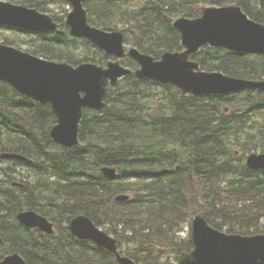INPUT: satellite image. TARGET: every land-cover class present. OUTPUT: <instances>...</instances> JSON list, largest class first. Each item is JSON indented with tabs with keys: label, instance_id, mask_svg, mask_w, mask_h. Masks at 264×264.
Segmentation results:
<instances>
[{
	"label": "trees",
	"instance_id": "16d2710c",
	"mask_svg": "<svg viewBox=\"0 0 264 264\" xmlns=\"http://www.w3.org/2000/svg\"><path fill=\"white\" fill-rule=\"evenodd\" d=\"M15 2L51 13L67 30L63 37L26 34L32 37L27 51L72 65H105L111 59L90 41L68 35L67 10L54 12L49 6L67 0ZM210 4H238L264 23L263 0L260 7L253 0L85 1L90 23L110 31L122 28L127 41L133 37L132 44L156 60L182 49L175 17L196 18ZM4 42L14 44L8 38ZM192 59L207 71L264 79V55L205 47ZM155 88L166 95L160 97ZM124 90L133 95L123 97ZM139 121L146 123V132ZM56 122L50 106L0 83V259L19 252L29 264H119L107 250L72 236L68 224L79 214L125 239L132 245L125 254L139 264H171L190 251V236L179 238L178 231L195 212L228 233H264V171L245 164L246 154L264 152V93L198 98L132 75L109 90L102 113L84 112L81 146L66 150L55 144L50 129ZM4 153L32 161L13 159L2 166ZM103 166L131 175L111 181L102 174ZM123 192L131 199L116 202ZM198 192L203 207L193 211ZM27 209L53 221L55 233L20 224L17 214Z\"/></svg>",
	"mask_w": 264,
	"mask_h": 264
},
{
	"label": "water",
	"instance_id": "95a60500",
	"mask_svg": "<svg viewBox=\"0 0 264 264\" xmlns=\"http://www.w3.org/2000/svg\"><path fill=\"white\" fill-rule=\"evenodd\" d=\"M84 1L69 0L73 7L66 21L70 33L90 39L116 58L125 57L124 34L91 26ZM0 24L38 33L65 34L50 15L3 0H0ZM174 26L181 32L182 45L186 50L167 52L161 60L155 61L136 48L130 49L129 55L140 64L135 72L137 78L170 83L179 87L183 94L192 93L195 96L243 90L264 91V81L237 79L221 72H205L200 69L199 63L190 60L193 53L206 45L264 54V24L249 19L240 6L208 7L202 17L179 18ZM132 73L119 61H111L106 68L92 63L74 67L0 44V82L10 84L21 94L41 104H50L58 119L50 134L56 143L66 148L80 144L79 129L84 108L104 110L108 88ZM247 164L254 169H264V154L250 155ZM104 173L112 179L116 177L115 169L104 168ZM125 199L127 196L118 198ZM18 219L29 227L53 232V225L47 218L34 211L20 213ZM70 228L78 238L91 239L115 253L122 264H135L117 252L116 240L98 229L89 217H75ZM192 239L194 249L181 254L179 264H264V235L246 237L226 234L196 215ZM0 264L27 263L18 254H13Z\"/></svg>",
	"mask_w": 264,
	"mask_h": 264
},
{
	"label": "rangeland",
	"instance_id": "374dc122",
	"mask_svg": "<svg viewBox=\"0 0 264 264\" xmlns=\"http://www.w3.org/2000/svg\"><path fill=\"white\" fill-rule=\"evenodd\" d=\"M8 1H12V2H15L16 0H8ZM253 4L256 6L257 4L259 5V7L261 6V0H253ZM51 10L54 11V12H60L63 8L68 11L71 10V7L70 5L68 4H65V3H60V4H51L49 5ZM180 15H178L177 17H175V19L179 18ZM134 36V34H133ZM8 38L10 41H13L15 43V45H19V47H21L22 49L24 50H27V48L30 47V42L32 41V37L29 36V35H23L22 33H19L17 31H14V30H8L6 28H0V42H3L5 41V39ZM133 42V37H131L130 39V44H132ZM132 46V45H130ZM161 89L162 88H155L154 90L158 92V95L160 97L164 96L163 93H161ZM137 91L140 93V89L137 88ZM133 95V92L131 90H124L122 92V96L123 97H131ZM160 112V109L158 107V110L157 112L155 113H158ZM139 129L140 131L142 132H146L144 131V126H146V123L144 121H139ZM152 130V129H151ZM252 140V139H250ZM246 141H249V140H246ZM244 144H250L249 142L248 143H244ZM10 159H5L4 161H2V166H9L10 165ZM12 164V163H11ZM26 172V171H25ZM26 173H30V172H26ZM191 206H192V210L194 211L196 206H199V207H203V200H201V197H200V194L198 192L197 196L195 195L192 199V202H191ZM195 213H193L189 219H192L193 216H194ZM13 222V220L10 221V223ZM190 231H191V226L189 225V223L187 222H184L182 225H181V228L179 229L178 231V236L179 238H186L189 236L190 234ZM124 245L123 246V250H126L128 249L129 247H131L132 245L131 244H128L127 241L125 240L124 241ZM122 250V251H123ZM177 264L176 263V260H171V264Z\"/></svg>",
	"mask_w": 264,
	"mask_h": 264
},
{
	"label": "bare ground",
	"instance_id": "6f19581e",
	"mask_svg": "<svg viewBox=\"0 0 264 264\" xmlns=\"http://www.w3.org/2000/svg\"><path fill=\"white\" fill-rule=\"evenodd\" d=\"M264 1V0H263ZM176 20H178V18L177 19H175V21ZM175 21H174V23H175ZM173 23V24H174ZM211 48H214V47H211ZM225 49H227V50H230V51H232V52H236L235 50H232V49H230V48H225ZM196 53H198V52H196ZM195 54V53H194ZM193 55V54H192ZM192 55L190 56L191 58H192ZM151 56V55H150ZM57 144H59V143H57ZM10 160H13V159H10ZM16 184H18V183H16ZM29 211H35V210H31V209H27V210H23V211H21V212H19L18 214H20V213H23V212H29ZM17 214V215H18ZM17 219V218H16ZM17 221H18V219H17ZM71 222H72V220L70 221V224H71Z\"/></svg>",
	"mask_w": 264,
	"mask_h": 264
},
{
	"label": "flooded vegetation",
	"instance_id": "af4514ba",
	"mask_svg": "<svg viewBox=\"0 0 264 264\" xmlns=\"http://www.w3.org/2000/svg\"><path fill=\"white\" fill-rule=\"evenodd\" d=\"M31 210H34V209H31ZM36 211V210H35Z\"/></svg>",
	"mask_w": 264,
	"mask_h": 264
}]
</instances>
